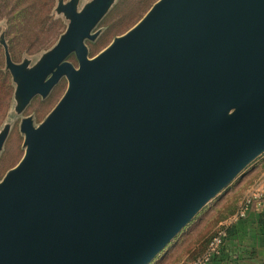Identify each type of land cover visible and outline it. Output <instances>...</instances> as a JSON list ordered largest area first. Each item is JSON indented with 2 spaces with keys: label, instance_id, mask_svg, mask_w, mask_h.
I'll return each mask as SVG.
<instances>
[{
  "label": "water",
  "instance_id": "95a60500",
  "mask_svg": "<svg viewBox=\"0 0 264 264\" xmlns=\"http://www.w3.org/2000/svg\"><path fill=\"white\" fill-rule=\"evenodd\" d=\"M78 1L57 0L66 30L33 66L2 42L16 114L67 88L37 127L20 122L0 264H150L264 154V0H158L93 57L115 0Z\"/></svg>",
  "mask_w": 264,
  "mask_h": 264
},
{
  "label": "rangeland",
  "instance_id": "374dc122",
  "mask_svg": "<svg viewBox=\"0 0 264 264\" xmlns=\"http://www.w3.org/2000/svg\"><path fill=\"white\" fill-rule=\"evenodd\" d=\"M61 1L66 3L69 0ZM90 1L91 0H79L77 7L78 11ZM157 1L158 0H115L112 7L93 31V33L97 34L96 39L93 42H86L89 57L97 55L116 37L129 31L146 15ZM2 3L3 0H0V4ZM56 3L57 0H50V7L46 9L48 10L47 12L51 19L55 20L56 26H61L57 33L58 35L51 31L37 35L34 37V39L37 38V40L33 41L36 43L35 47L31 51H27V48L24 45L19 48H12L10 44L11 38L10 35H8L9 24L7 20L12 16V13H9L11 8H0V70L8 74L11 85V93L9 97H5L0 91V131L5 124L10 126L9 135L0 153V181L9 170L14 168L20 162L23 157L24 137L19 131L21 120L25 117H31L34 127H37L53 110L67 88V81L65 78H62L46 98L42 99L39 96L34 97L22 113L16 114L14 111L15 101L13 97L15 85L12 83L9 72L5 70L4 48L2 42L6 45L10 58L14 63L19 64L26 60L29 62L30 66L36 64L41 56L54 46L67 27L68 22L61 14L56 12ZM68 61L73 66L77 67V62L73 55L68 58ZM263 159L264 154L249 165L225 191L210 201L150 264L160 263L168 254H175L178 256L179 253L182 252L181 250L178 251V249H176L179 245H184L190 249L192 246L189 245L195 242L198 232L201 229L200 226L203 223L202 220L206 218V214L211 212L212 207L221 200V197L227 194L226 192H230L234 188V184L237 183V181L239 182L241 180L249 182L251 180L258 181L259 179L264 178V163H260ZM260 175L262 176L259 177ZM183 263L184 258L175 264Z\"/></svg>",
  "mask_w": 264,
  "mask_h": 264
},
{
  "label": "trees",
  "instance_id": "16d2710c",
  "mask_svg": "<svg viewBox=\"0 0 264 264\" xmlns=\"http://www.w3.org/2000/svg\"><path fill=\"white\" fill-rule=\"evenodd\" d=\"M49 7L50 0H3L0 8H11L9 13H12V16L7 19L9 24L8 35L11 38L12 48H19L24 45L27 51H31L36 44L33 41L37 40L34 37L49 31L54 34L58 33L61 26H56L55 20L51 19L46 9ZM0 91L5 97L10 96L9 76L2 70H0ZM236 200L234 198L224 203L215 204L211 212L202 220L203 226L200 224L201 229L195 242L189 245L192 247L189 249L184 245H179L176 249L182 252L178 256L168 254L158 264H175L182 258H184L183 264L194 263L206 251L209 242L222 228L223 223L235 214L234 204Z\"/></svg>",
  "mask_w": 264,
  "mask_h": 264
},
{
  "label": "crops",
  "instance_id": "0c3cea01",
  "mask_svg": "<svg viewBox=\"0 0 264 264\" xmlns=\"http://www.w3.org/2000/svg\"><path fill=\"white\" fill-rule=\"evenodd\" d=\"M260 163H264V159ZM263 180L264 178L258 181H237L234 188L226 192L227 194L217 203L237 199L234 204L236 213L244 198ZM256 195L258 198L246 217L228 227L221 256L212 260L210 264H264V183Z\"/></svg>",
  "mask_w": 264,
  "mask_h": 264
},
{
  "label": "built area",
  "instance_id": "2783aa9c",
  "mask_svg": "<svg viewBox=\"0 0 264 264\" xmlns=\"http://www.w3.org/2000/svg\"><path fill=\"white\" fill-rule=\"evenodd\" d=\"M263 183L264 180L257 185L252 193L244 198L237 212L223 223L222 228L218 230L216 235L209 242L206 251L193 264H210L212 260L221 256L228 227L246 217L254 201L258 198L256 193L261 190Z\"/></svg>",
  "mask_w": 264,
  "mask_h": 264
}]
</instances>
